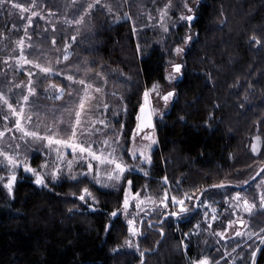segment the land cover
<instances>
[{
  "label": "trees",
  "instance_id": "16d2710c",
  "mask_svg": "<svg viewBox=\"0 0 264 264\" xmlns=\"http://www.w3.org/2000/svg\"><path fill=\"white\" fill-rule=\"evenodd\" d=\"M43 1L49 11H58V31L42 41L34 37L32 42L51 48L52 38H58L53 48L58 57L63 41L76 36L66 62L87 59L90 72L103 75L117 88L116 95L109 93L107 99H117L124 106L123 137L129 141L143 92L153 82L164 83L171 47L182 43L186 25L169 32L167 38L153 35L150 27H142L137 0H100L111 4L119 17L127 9L138 19L116 21V15L97 7L86 16L89 21L69 27L68 22L61 24L59 12L68 5L63 0ZM168 1L146 0V6L159 8ZM89 2L82 0L80 10ZM172 4L169 19L176 18L182 8L181 0ZM1 17L4 30H9L8 14ZM191 28L193 39L185 48L175 97L169 111L154 124L158 145L149 168L153 181L148 183L165 182L167 177L175 195L202 192L206 198L240 192L242 198L257 200L259 192L264 194L260 180L264 170L248 182L264 165V44L257 45L250 37L264 41V0H205L196 9ZM57 71L67 73L65 68ZM254 142L258 152L252 151ZM137 177H132L134 193L144 185ZM221 181L226 182L224 186L207 189ZM91 184L87 179L74 184L63 180L41 187L23 177L12 198L0 184V264H141L142 260L143 264H187L181 236L172 232L153 239L157 241L143 257V250L137 249V254L123 249L125 224L119 215L109 216L122 207L123 191L97 190V204L91 210L78 198L85 185L94 189ZM262 220L255 230L264 229ZM110 222L114 227L105 232ZM244 254L241 261L251 264L250 254ZM222 256L220 251L212 261L229 264ZM257 261L264 264V255L259 254Z\"/></svg>",
  "mask_w": 264,
  "mask_h": 264
},
{
  "label": "rangeland",
  "instance_id": "374dc122",
  "mask_svg": "<svg viewBox=\"0 0 264 264\" xmlns=\"http://www.w3.org/2000/svg\"><path fill=\"white\" fill-rule=\"evenodd\" d=\"M52 1L54 3L60 2V0H52ZM15 2L24 4L25 7L28 8V10L22 12L20 9L14 8L12 5L8 4L7 2L3 5H0V8L2 6H5V8L2 7L0 10L1 11L0 18H2L1 16L4 17L6 16V14H8L10 20V29L7 31L4 30L5 25L2 26L0 22V26H1L0 27V92H2L5 95L8 101L12 103L14 107L17 106L18 104H26L24 116L27 117L31 113L32 119L30 123L25 119L24 121L25 128L32 131H39L42 134H45V128L49 123L52 122L53 118L58 117L60 113L65 109H74L78 104V93L82 94L81 85L68 81L66 79V76L63 77L64 81L62 82V78H61L62 75H60L59 74L60 72H58L57 70L61 71V68H65V70L67 69V74H75L78 78H87L91 83L94 84L95 87H99L101 89L100 92H96L95 88L90 90L93 99H91L90 101L91 107L85 109L87 115L84 117V120L85 122H89L90 120H95L96 123L93 125V128L101 129L102 131L94 132V134H92L91 137L85 134L83 138L86 140L90 139L91 141H95L93 148L94 150L99 152L105 149V145L103 144L104 139L108 138L110 142L115 140L117 130H120L119 132L121 137L120 141L119 143H111V149H115L114 155L120 158L124 163L129 165L130 169L125 171V173L122 175V179L120 182L110 181V183L116 184V187H103L101 185H98L95 183V181L92 179L91 176L80 177V180L87 179L93 184L94 189L91 191L94 193L96 197H97L96 194L97 190L108 192V191H120V189H122L123 199H124L125 189L130 190V194L133 195L131 196L129 201V209H128L129 215L127 218L133 219L135 221L134 226L138 229L141 219L145 217L146 220H144V226L140 231V233L133 236L128 232L127 219L125 218L124 213L121 212L119 214L122 222L125 224L126 227V232H127L126 238L131 240L133 243V246L129 247L124 242L122 248L137 252L136 245H138L139 246L138 249L140 251L143 250L144 251L143 253L145 254V252H148L147 250L152 248V244H154V242L157 241L153 239L161 238L160 235L161 232L157 233L156 235V233L148 231L149 229L147 226L149 224V221L154 220L156 222L159 221V219L161 218L163 219L165 217L163 216V212L168 211V209H164L163 205L159 204V200L163 197L165 191L170 192L169 189H171L172 191L173 188V185L168 181L166 182L162 181L161 183L158 184L151 182L149 184L148 182L153 181L152 176H150L149 174V168L151 164L139 158V149H141L145 144L150 143V141L145 139L144 137H146L149 134H153V129L144 128L140 130L139 133L135 136V139H133V131H132L129 137V141L125 140L123 137V129H121V124H123L122 116L125 112L124 106L121 104V101L119 102L117 99L114 98L110 99L111 97L107 99L109 93H113V95H116V92L114 93L113 90L117 91V88L109 85L107 79L103 75L100 74L97 75V74H93L90 71H86L87 69H89V63L88 62L85 63L87 59H81V58L77 60L72 59L69 60V62H66V60L63 59V55L65 52L64 46L61 49L62 51L60 50L61 53L58 55L60 57V62L57 63L56 53H53V48H55L56 44L53 45V43H51V48L50 47L45 48L43 47V45H37L34 44V42H32V39H34V37L42 41L52 36L58 31L59 21L57 22L56 20L58 18L56 17L58 16L57 13L58 11L57 10L49 11L48 10L49 7L48 8L45 7L46 3L43 0L42 1L15 0ZM63 2H65L68 5V8L65 9L61 7L62 10H59V12L63 15L62 17L63 22L61 24L67 22L68 20H73L77 18V17L71 18L72 14L77 16L80 15V13L82 12L80 10L82 0H63ZM136 2H138L137 11L140 15L139 17L142 20V27L143 28H145V26L150 27L153 35L158 33L157 35L161 37L162 35H164L167 38L169 32L171 33L172 31L177 30L178 27L181 25H186L187 27L185 31L187 32L186 35L193 36L194 31L192 28H189V23L186 20L180 19L181 12L187 14V10L184 9L183 7L182 0H181L182 8H180L178 13L176 12L177 14L176 18L169 19L168 15L171 9L170 8L167 10V16H165L163 20H161V9H163L164 5L169 3V1L167 3L165 2L162 5H160L159 8L151 7V5L148 6L147 8L146 0H137ZM198 2H199L198 0H189V4L194 9L195 13H196V9L198 8L197 7ZM127 3L128 2L126 1V4ZM103 5H111V4L100 3V6L98 7L104 10L107 14L113 13L114 15H116V17L118 16L117 11L115 9L112 12H108L106 8L103 7ZM33 11L37 12L36 16H32ZM120 17L122 18L117 19L116 21L126 20L132 17L135 21L138 19V16L136 15L134 16L132 15V13L131 14L128 13L127 9L126 11L124 10L122 16ZM29 18H31L32 21L31 24L28 23ZM85 20L89 21V19L86 17ZM193 22L191 23V26ZM138 23H141V21ZM161 24H163L168 30L165 31L164 28L161 27ZM68 25L69 27L71 26L79 27L81 24L76 25V24L68 23L67 26ZM60 28L63 29V25ZM74 30H76L77 32V29ZM186 35H183L182 43L179 44L184 48V52H185V48L188 45L185 44L184 42V37ZM21 39H23L22 47H23L24 55L28 59H35L37 56H39V62L45 66H47L50 63L56 70L57 75L53 77L44 78L46 74L41 73L40 70L35 68L33 65L17 63L15 57L21 55V44L19 43ZM171 39L173 38L171 37ZM57 40L58 38L56 39V42ZM167 40L168 39H166V41ZM73 41H74L73 39H71L70 41H66V40L65 42L63 41L64 44L65 43L69 44V48L67 49L68 52L70 50ZM190 41H188L187 43H190ZM176 46L177 45L171 47L170 50L171 56L168 57L167 66L165 70V77L168 75L169 72L172 71L171 62H176L180 64L182 63L181 61L184 52L178 55L175 52ZM43 53H47V55L45 56L43 55ZM77 69H79V71H77ZM29 71L33 73L31 79L33 80V83L37 88V93L34 95H30L29 102H25L21 99V97L27 94ZM181 74H182V69H181ZM181 74L178 75L177 79L171 81L165 78L164 83L160 84L161 85V89L159 90L160 95H157L155 92L150 93L151 108L157 109V111L153 112L151 117L153 125L155 124L156 121L161 119L169 111L175 95L168 101L167 105H165L161 97L165 92L172 91L173 89H175V86L179 82L178 79L181 78ZM49 79L53 80L55 83L58 84L63 83L62 85L66 89H68L64 92L63 96L54 99L53 93L55 90H46L47 85L49 83ZM69 85L71 86L70 88ZM105 104L108 105V108L104 107ZM17 110L19 109L17 108ZM161 113H163V115H161ZM5 116L8 117L7 120L4 119ZM136 117H135V122H134L135 125L133 130L136 128V125L138 123ZM16 119L17 117L10 112L6 104H4L3 101H0V131H4V135L0 137V148L10 153L19 152L20 153L19 158L21 160H24V158L27 157L28 158L27 162L30 163V165L33 168H39V166L44 161L46 160L49 161V167L42 170L45 173H47V177H46L47 183L61 182L63 180L69 181V183L72 184L77 183L67 177V173H68L67 161L73 159L72 150L70 148H64L63 146H58V145H53L51 148H49L47 146V141L41 142L39 140H34L31 137H26L24 139H21L20 137L23 136V133L14 127ZM72 119H74V112L72 113ZM100 119H106V123L108 126L105 127L104 125L100 124L99 123ZM68 120H69V114L67 111H64L65 123L60 125V136L58 138H62L66 136L68 133H70L71 129ZM5 129H10V131H6ZM48 134H51V132H49ZM154 135L157 140L155 126H154ZM17 145H19L20 147L17 148L16 147ZM157 145H158L157 143L152 145L151 156L153 154V151L157 148ZM57 148H59L60 151L64 154L65 159L63 160L57 159V151H56ZM133 149L137 150L135 157H133L132 152L130 151ZM107 154L108 152L105 151V155ZM0 160H3V157H0ZM96 163H97L96 161H93L94 166L96 165ZM56 164L62 165L63 178L57 181H52L51 169ZM7 168L8 166L6 162L4 165H0V176L5 177V181H0V184L4 188L7 196L9 198H12L13 192L10 194L7 188L4 186L8 176ZM140 169H144L147 172V175H145V171H141ZM86 170H87L86 161L83 160L74 161L73 164L74 174ZM106 170H107L106 166H101L102 172ZM16 172H17V180L13 186V191L14 188L16 187L17 182L21 180L23 177L29 178L34 184H36L34 182L35 176L30 172H26L23 166H19L16 169ZM133 176L140 177V180L144 183V185L139 186L138 191L136 192L140 194L141 200L143 201L145 197L152 198L149 201H144L141 204V207L139 208L136 206L137 202L134 198V194L136 193L132 191V185L129 186L128 184L129 180L132 181ZM101 179L106 181L107 177L102 175ZM260 180L262 181L261 185L263 188L264 173L262 174ZM153 187H155V189H151ZM189 195L196 197L195 193L193 194V192L190 193ZM242 199L237 200V203L240 204V207L237 208L236 217L237 220L243 218L246 219L245 222L246 224L244 225L243 228L236 227V230H241L243 232L242 235H235L236 248H237L236 253H232L234 249L233 247L231 251L228 249L229 240L225 236V234L221 236L220 234L218 235V233L217 234L215 233L210 234L209 232L207 233V236L212 237L215 241H218L221 246H226V252H223L221 250V254L223 255L221 258L230 261L229 264H246L241 261L243 260V258H245L242 257V254L243 256L245 255L244 253L250 254L251 251L254 250L257 245H259L260 248L263 245L261 244L260 241H257L258 236L263 234L260 232V230L263 229V227L259 228L258 230L255 229L263 221L262 219H264V209H261L260 205L257 204V200H255V204H256L255 209L253 210L252 213L246 214L241 207ZM90 203L97 204V202H93L89 198L88 201L86 202V207H88V204ZM164 232L168 234V229L167 230L163 229V234H165ZM253 232L257 233V235H252ZM163 236L165 237V235ZM163 236L161 239H163ZM137 254L139 253L137 252ZM258 255H259V251L257 252V256Z\"/></svg>",
  "mask_w": 264,
  "mask_h": 264
},
{
  "label": "snow or ice",
  "instance_id": "6c2138e0",
  "mask_svg": "<svg viewBox=\"0 0 264 264\" xmlns=\"http://www.w3.org/2000/svg\"><path fill=\"white\" fill-rule=\"evenodd\" d=\"M8 3L12 5L14 8L20 9L22 12L27 11L28 8L25 7L24 4L16 3L15 0H0V5H3L5 3ZM184 9L187 10V14L184 12H181L180 19L186 20L189 23V28H191V23L196 18V13L194 9L190 6L189 0H182ZM98 6H100V0H91V2L87 3L86 7L83 8V11L80 13L79 17L73 20H68L67 22L69 24H76L80 25L83 23L85 17L87 15L91 14V10L96 9ZM174 5L172 4V0H169V3L164 5V8L161 9V20L164 19L165 16H167V10L172 8ZM103 7L106 8L108 12H112V6L111 5H103ZM37 12L33 11L32 16H36ZM127 15V14H125ZM122 17L117 16L116 19H121ZM28 23L31 24V18H29ZM161 27L164 28L165 31L168 29L161 24ZM77 34H79V30L77 29ZM73 40L76 39V36L74 35L72 37ZM192 39L191 35H186L184 37V42L187 44L188 41ZM250 39L257 45L264 44V41H262L260 38H258L256 35H253L250 37ZM21 44V55L18 57H15L17 60V63L22 64H31L35 68L39 69L41 73L46 74L44 78L53 77L57 75L56 70L54 67L49 63L47 66L41 64L39 62V56H37L35 59H28L24 53H23V39L19 42ZM53 45L56 44V39L53 37L52 40ZM69 48V44H64V55L63 59L67 60L69 57V52L67 49ZM137 50H140V46L137 45ZM58 51V50H57ZM175 52L179 55L184 52V48L181 45H177L175 48ZM43 55H47V53H43ZM60 62V57H57V63ZM87 63V61H85ZM182 64L171 62V68L172 71L168 73V75L165 77L167 80H174L178 78V75L181 74ZM79 71V69H77ZM86 71H90V69H87ZM60 75H65L66 79L72 83H76L82 86V94L78 93V104L74 109H65L63 110L58 117H54L52 122L47 125L45 128V134H42L39 131H32L24 127V121L25 119L30 123L32 119V114L30 113L27 117L24 116V111L26 104H18L14 107L12 103L8 101V99L5 97V95L0 92V101H3L4 104H6L7 108L10 110V112L17 117L14 127L21 131L23 133V136L20 137L21 139H24L26 137H31L34 140H39L41 142L47 141V146L51 148L53 145L63 146L64 148H70L72 150L73 159L67 161V168L68 173L67 177L77 183H79L80 177H87L91 176L92 179L95 181L96 184L101 185L103 187H116V184L110 183V181H116L120 182L122 179V175L125 173L126 170L130 169V166L124 163L120 158L116 157L114 155L115 149H111V143H119L120 141V130H117L116 138L113 141H109L108 138H105L103 141V144L105 145V149L101 151H96L93 148V145L95 141H91L90 139H84L83 137L85 134H87L89 137H91L92 134L96 131H102L101 129H94L93 125L96 123L95 120H90L89 122H85L84 117L87 115V112L85 109L90 108L91 104L90 101L93 99L91 89L95 88L96 92H100L99 87H95L93 83H91L87 78H78L75 74H67V73H59ZM99 75V73H97ZM29 80H28V87H27V94L23 95L21 99L25 102H29L30 95H34L37 93V88L35 87L33 80L31 77L33 76V73L31 71L28 72ZM71 86L69 85V88ZM161 85L159 82H153L151 88H146L143 92V102L139 105V114L137 115L136 119L138 121L136 128L133 130V139H135V136L139 133L140 130L144 128H152L153 134H149L145 139L149 140L150 143L145 144L141 149H139V158L145 160L149 164L152 163V156H151V149L152 145L157 143V140L154 135V125L152 124V114L153 112L157 111L155 108H151V102H150V93L155 92L157 95H160ZM46 90H55L53 93V98H59L63 96L64 92L68 89H66L62 84L55 83L53 80L49 79V83L47 85ZM71 94V93H70ZM175 89L172 91H167L162 95V99L165 103V105L168 104V101L175 95ZM246 99V98H245ZM244 105L241 104V107ZM105 108H108V105H104ZM17 108L19 110H17ZM126 110V109H125ZM64 111H67L69 114V126H70V133H68L66 136L62 138H58L60 136V125L65 123L64 121ZM74 112V119H72V113ZM163 115V113H161ZM5 120L8 119L7 116L4 117ZM99 123L107 127L106 119H100ZM124 125L121 124V129H123ZM6 131H10V129H5ZM51 132V134H48ZM4 135V131H0V137ZM255 141L259 142L260 137H255ZM254 142L252 144V151L256 152L258 151V143ZM17 148L20 146L17 145ZM110 149V150H109ZM57 151V159L63 160L65 159L64 154L60 151L59 148L56 149ZM105 151L108 152L107 155H105ZM132 152L133 157L136 156L137 150H130ZM0 157H3V160H0V165H4L5 162L8 166V176L6 179V182L4 186L7 188L8 192L11 194L13 192V186L17 180V172L16 169L19 166H23L24 170L26 172H30L35 176V183L37 185L41 186H47V173L42 171L43 169H46L49 167V161H44L39 168H33L30 163H28V158L25 157L24 160H21L20 153L19 152H8L4 149L0 148ZM76 160H83L87 162V170L86 171H80L79 173L74 174L73 173V164ZM93 161H96V165L94 166ZM101 166H106V171H101ZM141 171H145L144 169H140ZM104 175L107 177V180H102L101 176ZM145 175H147V172L145 171ZM63 178V172H62V165L56 164L51 169V180L57 181L59 179ZM165 182L167 181V177L163 178ZM0 181H5L4 176H0ZM132 181L129 180L128 184L129 186L132 185ZM225 181H221L218 185H213V187H222L225 185ZM243 183H247V181H244ZM202 191V190H201ZM73 195H76L73 193ZM133 194H130L129 189H125L124 193V199L122 208L114 209L109 213L110 217H118V215L123 212L125 215V218L127 219V225H128V232L131 235H137L139 233V229L134 226L135 221L133 219H128V209H129V201ZM79 200L87 202L90 198L93 202H97V197L94 195V193L91 191V189L85 185L79 194ZM134 198L137 202L136 206L139 208L141 207V204L144 201H149L152 198L151 197H145L144 200H141L140 194L136 193L134 194ZM192 199L199 200L200 197L196 196H190L187 192L184 193L183 196H176L173 195L169 197L168 192L165 191L163 194V197L159 200V204L163 205L164 209H173L171 211H164L163 216L171 218L176 217L180 218L186 214H189L193 211V206H189L187 201H190ZM225 199H229V197H225ZM233 201L240 200L241 193L236 192L234 196L231 197ZM261 205L260 207L264 208V194L260 197ZM207 203V201H205ZM243 207L245 212L251 213L253 208L256 207L255 203H250L246 198L242 199ZM89 208H95L96 203H90L88 204ZM195 207H198L195 206ZM236 207L239 208L240 204L237 203ZM215 211V209H213ZM232 221H229V227L232 225ZM236 223L240 225H245V221L243 219H239L236 221ZM112 227H114V223H109L105 225V232H108ZM161 233L163 234V229L161 228ZM227 231V229H225ZM261 233H264V229L260 230ZM235 235H242L243 232L241 230H237ZM185 235H189L188 233H185ZM221 236L224 235L223 232L220 233ZM252 235H257V233L253 232ZM258 239L260 240L261 244H264V235H259ZM125 244H127L129 247L133 246V243L129 239H125ZM119 247V245L117 246ZM138 249V245H136ZM187 247V245H185ZM113 251H116V249H113ZM260 251L262 254H264V249H260L259 245L256 246L254 250L251 251L249 259L251 260V264H258V261L256 259L257 252ZM141 257L144 256V253H140ZM141 264H143V260L141 261ZM191 264H219V262H213L212 259L207 256H201L197 259H194L191 261Z\"/></svg>",
  "mask_w": 264,
  "mask_h": 264
},
{
  "label": "flooded vegetation",
  "instance_id": "af4514ba",
  "mask_svg": "<svg viewBox=\"0 0 264 264\" xmlns=\"http://www.w3.org/2000/svg\"><path fill=\"white\" fill-rule=\"evenodd\" d=\"M198 6L202 4L204 1L198 0ZM202 1V2H201ZM196 7V8H197ZM189 44V43H187ZM180 80V78L178 79ZM170 192H168L169 197L175 195L169 189ZM187 191H182L180 194H176V196H183L184 193ZM190 194L189 192H187ZM261 192H259V196L257 198V204L261 205ZM199 200L192 199L190 201H187L189 206H193V211L189 214H186L180 218L176 217H164L160 221H154L150 220L148 224V229L150 232L153 233H160L161 228L168 229L169 233H176L179 236H181L182 246H183V252L185 256V260L187 264H191V261L194 259H197L201 256L207 255L211 259L213 257L218 256L220 251L226 252V246H221L218 241H215L212 237L207 236V233L210 234H217L218 235L223 232L225 236L228 238V249L231 251L233 248L232 253H236V240H235V232L236 227L243 228L244 225H240L236 223L237 221V200L233 201L231 199L232 195L224 192L221 195H215L211 194L210 196L204 198L203 193L201 192L199 195ZM225 197H229V199H225ZM250 203H255V199L251 200L249 198H246ZM207 201V203H205ZM198 207H195L197 206ZM256 205V204H255ZM241 207L244 211L243 203L241 200ZM215 209V211H213ZM255 208H253L254 210ZM261 209H264L261 207ZM173 209H168V211H171ZM252 210V212H253ZM245 212V211H244ZM251 212V213H252ZM246 214H250L249 212H245ZM144 218L141 219L139 223V233L142 230L144 226ZM168 223L165 225V223ZM243 220L246 222V219L243 218ZM232 221L231 227H229L228 222ZM246 224V223H245ZM227 229V231H225ZM185 233H188L189 235H185ZM264 235V233L262 234ZM163 235H161L162 238ZM164 237V236H163ZM257 241H260L257 238ZM187 245V247H185ZM233 247V248H232ZM260 249H264V244L261 246ZM259 254H262V252L259 251ZM264 255V254H263Z\"/></svg>",
  "mask_w": 264,
  "mask_h": 264
},
{
  "label": "water",
  "instance_id": "95a60500",
  "mask_svg": "<svg viewBox=\"0 0 264 264\" xmlns=\"http://www.w3.org/2000/svg\"><path fill=\"white\" fill-rule=\"evenodd\" d=\"M263 170H264V165L261 166V167L259 168V170L257 171V173L251 178V180H250L248 183L254 181V180H255V179L261 174V172H262ZM248 183H247V184H248ZM247 184L243 185V186L240 187V188H244ZM210 188H216V187H209V188H207V189H210Z\"/></svg>",
  "mask_w": 264,
  "mask_h": 264
},
{
  "label": "bare ground",
  "instance_id": "6f19581e",
  "mask_svg": "<svg viewBox=\"0 0 264 264\" xmlns=\"http://www.w3.org/2000/svg\"><path fill=\"white\" fill-rule=\"evenodd\" d=\"M181 77H182V75H181Z\"/></svg>",
  "mask_w": 264,
  "mask_h": 264
}]
</instances>
